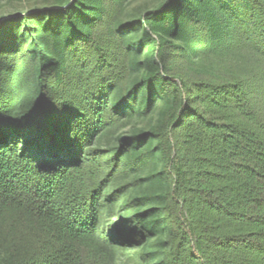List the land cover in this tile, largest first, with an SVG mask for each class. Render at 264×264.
<instances>
[{"label": "trees", "instance_id": "16d2710c", "mask_svg": "<svg viewBox=\"0 0 264 264\" xmlns=\"http://www.w3.org/2000/svg\"><path fill=\"white\" fill-rule=\"evenodd\" d=\"M0 0V264H264V0Z\"/></svg>", "mask_w": 264, "mask_h": 264}, {"label": "rangeland", "instance_id": "374dc122", "mask_svg": "<svg viewBox=\"0 0 264 264\" xmlns=\"http://www.w3.org/2000/svg\"><path fill=\"white\" fill-rule=\"evenodd\" d=\"M28 0H5V4L10 8H17L18 6H24ZM31 1V0H30Z\"/></svg>", "mask_w": 264, "mask_h": 264}]
</instances>
